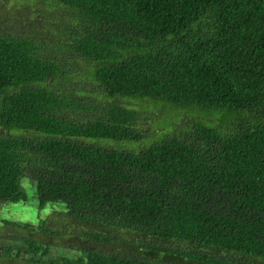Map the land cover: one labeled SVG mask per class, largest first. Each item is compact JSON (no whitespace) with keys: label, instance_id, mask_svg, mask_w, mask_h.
Wrapping results in <instances>:
<instances>
[{"label":"trees","instance_id":"obj_1","mask_svg":"<svg viewBox=\"0 0 264 264\" xmlns=\"http://www.w3.org/2000/svg\"><path fill=\"white\" fill-rule=\"evenodd\" d=\"M16 2L0 0V202L25 201L28 175L65 210L3 220L18 243L0 264H264V0ZM126 101L171 129L137 151L90 142L140 138ZM64 232L75 257L50 255Z\"/></svg>","mask_w":264,"mask_h":264},{"label":"rangeland","instance_id":"obj_2","mask_svg":"<svg viewBox=\"0 0 264 264\" xmlns=\"http://www.w3.org/2000/svg\"><path fill=\"white\" fill-rule=\"evenodd\" d=\"M3 2L2 7L5 10H13L17 8L16 0H1ZM12 7V8H11ZM6 8V9H5ZM11 8V9H10ZM17 10V9H16ZM15 12V11H14ZM132 105L136 110H138L139 115L135 120V124L139 126L140 138L136 140H123L121 142H116L114 140H89L92 143H110L114 147L125 148L128 150L137 151L143 146H147L151 142L159 139L163 134L171 129L170 119L171 115L163 114V111L159 107L153 105L144 106L141 102L137 101H126ZM171 123L175 127V131L186 130L192 126L194 123V117L188 112L181 115L180 113H173ZM21 186L24 190L27 198L25 201H19L16 203L12 202H0V226H2L3 220L14 221L19 223L30 222L34 225L42 218H45L51 214L54 210H65V205L62 202H47L43 206H39L38 200L36 198L35 183L28 176L24 175L21 179ZM14 231L11 228L1 227L0 228V244H14L18 243L12 240L11 236ZM17 233V232H16ZM65 233V232H64ZM71 234L65 233L61 237H56L54 239V244L50 248V255H67L75 257L79 254L74 248H82L83 245L71 238ZM4 236V237H2ZM145 243H150L153 245H162L164 247H184L185 245L176 242H156L148 240ZM59 245V246H58ZM62 246V247H61ZM89 247V246H88ZM97 250L103 252L116 251L109 243H101L95 246ZM92 248V247H90ZM114 249V250H113ZM25 256V255H23Z\"/></svg>","mask_w":264,"mask_h":264}]
</instances>
